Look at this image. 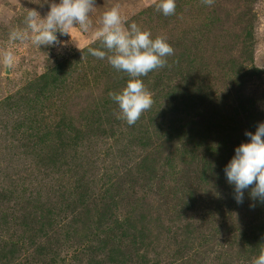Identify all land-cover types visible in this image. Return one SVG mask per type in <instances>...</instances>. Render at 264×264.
<instances>
[{
  "label": "rangeland",
  "instance_id": "obj_1",
  "mask_svg": "<svg viewBox=\"0 0 264 264\" xmlns=\"http://www.w3.org/2000/svg\"><path fill=\"white\" fill-rule=\"evenodd\" d=\"M52 2L0 0V50L15 57L9 73L0 63V264H92L78 243L102 235L107 204L110 221H129L128 264H252L264 202L249 188L237 203L224 169L264 122V0H175L172 16L154 0H95L91 29L57 32L63 46L9 39L28 10L43 18ZM117 5L125 27L174 48L140 78L154 103L131 126L109 97L130 77L88 52L105 50L94 31ZM39 210L52 211L53 228L25 224ZM99 241L87 249L108 258Z\"/></svg>",
  "mask_w": 264,
  "mask_h": 264
},
{
  "label": "clouds",
  "instance_id": "obj_2",
  "mask_svg": "<svg viewBox=\"0 0 264 264\" xmlns=\"http://www.w3.org/2000/svg\"><path fill=\"white\" fill-rule=\"evenodd\" d=\"M214 2L201 0L209 7ZM154 3L156 10L162 11L164 16H172L176 12L175 0H154ZM49 8L43 18L35 9L28 10L24 18L25 28L11 30L9 39L13 42L30 40L39 48L41 45L63 46L64 42L58 39L57 32L70 35L75 28L88 32L92 27L90 14L96 8L95 0H60L59 3H50ZM94 38L101 42L105 50L89 47L88 52L98 59H107L114 69L130 77L125 88L120 92H109V97L119 107L117 119L134 125L154 103L151 92L140 78L167 66V57L174 54V48L167 42L166 36L153 39L150 31L143 30L135 22L125 27L118 5L103 13L101 26L94 31ZM0 63L6 70L13 67L15 57L10 48L0 50ZM245 135L250 137V142L241 143L235 149V155L224 172L227 182L234 186L237 203H243L244 191L249 188L253 200L264 202V122L258 124L255 133L246 132ZM252 264H264V247L260 248Z\"/></svg>",
  "mask_w": 264,
  "mask_h": 264
},
{
  "label": "trees",
  "instance_id": "obj_3",
  "mask_svg": "<svg viewBox=\"0 0 264 264\" xmlns=\"http://www.w3.org/2000/svg\"><path fill=\"white\" fill-rule=\"evenodd\" d=\"M211 13L214 14V10L211 11ZM212 14V15H213ZM210 15V17L212 16ZM142 135H144V132L141 133ZM153 144H156L155 141L152 142V144L150 145H146L145 148L148 149H152V147L154 146ZM148 162H150L148 160ZM158 165V163L151 161V166L153 169L156 168V166ZM168 168H171V165L167 164ZM198 175V173L195 174V177ZM127 196H130L128 194H126ZM97 207L95 206V209ZM113 208L110 204H107V206L105 208L100 209V215L103 216L100 224L97 226V231L101 232L102 235L99 236H92L89 235L87 238V242L88 244L83 245L81 243H78L79 245V250H78V255L79 257L81 256V254L87 255L88 258H90V261L92 262V264H128L130 263V259L128 257L127 252L125 251L124 247L126 244L131 243L130 242H125V232L130 233L131 229L130 226L127 224L129 221L126 220V222H118V224H116V222H112L110 221V218L108 217L109 215H112L111 212L113 210ZM87 211V210H86ZM34 211H32L33 213ZM47 212V213H46ZM43 212L41 210L38 211V213H33V217L31 218L29 215L32 213H29L28 216L30 217L28 219L27 216V220H25V224H32V225H36L37 227H40L43 223V221H45V224L50 227L53 228V224H54V217H53V213L52 211L48 213V211ZM72 214V211H69ZM75 214L77 212V210L73 211ZM119 212V211H118ZM179 212H181V209L179 210ZM97 213V211H96ZM108 214V215H105ZM108 217V218H107ZM106 218V221L104 222V219ZM31 227H35V226H31ZM104 227V228H103ZM36 234V233H35ZM38 234V233H37ZM37 234L36 236H33L32 239L35 240L37 238ZM101 238L103 241H99V245L98 247H96V250L99 251L100 248H104V249H108L109 250V257L108 258H100L98 256L95 255L96 252H93L91 249H87L89 248V246L91 244H93L97 239ZM25 245V244H23ZM43 248L40 247L38 250L37 255H39L40 251ZM28 250V248H27ZM45 253L43 255H45L46 253L49 254L51 251V243H46V247L44 248ZM87 252V253H85ZM46 254V255H47ZM51 255H49L50 257ZM95 260H100L97 261V263H94L93 261Z\"/></svg>",
  "mask_w": 264,
  "mask_h": 264
},
{
  "label": "water",
  "instance_id": "obj_4",
  "mask_svg": "<svg viewBox=\"0 0 264 264\" xmlns=\"http://www.w3.org/2000/svg\"><path fill=\"white\" fill-rule=\"evenodd\" d=\"M6 73H9V70H6Z\"/></svg>",
  "mask_w": 264,
  "mask_h": 264
}]
</instances>
